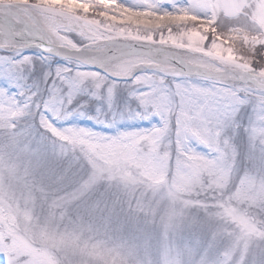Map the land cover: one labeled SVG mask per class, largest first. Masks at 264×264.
Masks as SVG:
<instances>
[{"label":"clouds","instance_id":"9594fccd","mask_svg":"<svg viewBox=\"0 0 264 264\" xmlns=\"http://www.w3.org/2000/svg\"><path fill=\"white\" fill-rule=\"evenodd\" d=\"M0 264H264V0H0Z\"/></svg>","mask_w":264,"mask_h":264},{"label":"rangeland","instance_id":"374dc122","mask_svg":"<svg viewBox=\"0 0 264 264\" xmlns=\"http://www.w3.org/2000/svg\"><path fill=\"white\" fill-rule=\"evenodd\" d=\"M125 98H126V94L125 93H121L120 102L123 103L125 101ZM92 110L94 111V106L92 107ZM82 122L89 123L90 126H91V122H87V121H82ZM121 126H142V127H147V126H150V122H148V121L129 122V123L123 124Z\"/></svg>","mask_w":264,"mask_h":264},{"label":"bare ground","instance_id":"6f19581e","mask_svg":"<svg viewBox=\"0 0 264 264\" xmlns=\"http://www.w3.org/2000/svg\"><path fill=\"white\" fill-rule=\"evenodd\" d=\"M154 122V121H153Z\"/></svg>","mask_w":264,"mask_h":264}]
</instances>
